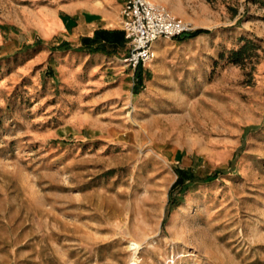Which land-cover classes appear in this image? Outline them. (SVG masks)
<instances>
[{"label":"rangeland","instance_id":"rangeland-1","mask_svg":"<svg viewBox=\"0 0 264 264\" xmlns=\"http://www.w3.org/2000/svg\"><path fill=\"white\" fill-rule=\"evenodd\" d=\"M45 5L0 0V264H264V0L161 5L216 47L256 44L188 105L99 93L58 39L31 41Z\"/></svg>","mask_w":264,"mask_h":264},{"label":"crops","instance_id":"crops-1","mask_svg":"<svg viewBox=\"0 0 264 264\" xmlns=\"http://www.w3.org/2000/svg\"><path fill=\"white\" fill-rule=\"evenodd\" d=\"M49 1L52 5L42 6L32 13L31 32H27L31 33V41L47 45L49 42L43 41L58 39L56 49L72 52L75 60L79 59L83 67L89 68L95 83L93 88L103 89L99 93H137L139 96L143 93H178L188 105L210 92V75L213 73L210 65L212 70L221 62L241 65V50L256 48L252 42L236 43L229 48L223 44L216 47L208 41L214 32L197 34L193 31L181 38L158 39L153 44L154 61L132 69L122 64L131 52L122 29V11L128 0ZM151 1L166 6L180 18L188 17L180 9L181 0ZM209 46L215 51L214 56L203 53V48ZM200 52L205 55V62L196 57ZM174 111L178 113V110Z\"/></svg>","mask_w":264,"mask_h":264},{"label":"built area","instance_id":"built-area-1","mask_svg":"<svg viewBox=\"0 0 264 264\" xmlns=\"http://www.w3.org/2000/svg\"><path fill=\"white\" fill-rule=\"evenodd\" d=\"M122 16V29L131 48L122 62L132 69L154 61L153 44L158 39H176L192 31L190 24L151 0H128Z\"/></svg>","mask_w":264,"mask_h":264},{"label":"trees","instance_id":"trees-1","mask_svg":"<svg viewBox=\"0 0 264 264\" xmlns=\"http://www.w3.org/2000/svg\"><path fill=\"white\" fill-rule=\"evenodd\" d=\"M208 31H204V30H198L197 31V34H200V33H206ZM241 56H242V59L245 57L246 53H247V50L246 49H242L241 50ZM176 173L178 175V178L175 182V184L173 185L172 188H177V187H182V189H186L188 187H190V184L195 182V178L193 176V173L190 172V171H186V170H181V169H177L176 170ZM174 202L173 201H170L169 202V208L171 207H174Z\"/></svg>","mask_w":264,"mask_h":264},{"label":"bare ground","instance_id":"bare-ground-1","mask_svg":"<svg viewBox=\"0 0 264 264\" xmlns=\"http://www.w3.org/2000/svg\"><path fill=\"white\" fill-rule=\"evenodd\" d=\"M134 247L137 249L139 247V245L138 244H134Z\"/></svg>","mask_w":264,"mask_h":264}]
</instances>
